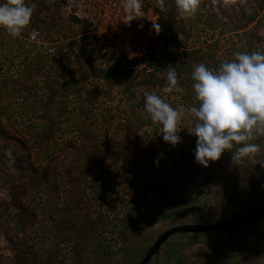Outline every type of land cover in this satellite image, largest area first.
I'll return each instance as SVG.
<instances>
[{"label": "rangeland", "instance_id": "1", "mask_svg": "<svg viewBox=\"0 0 264 264\" xmlns=\"http://www.w3.org/2000/svg\"><path fill=\"white\" fill-rule=\"evenodd\" d=\"M25 3L28 4L26 0ZM139 3L140 10L156 24L158 2L139 0ZM225 3L226 7L223 6ZM32 5L31 23L21 36L13 38L0 28V264H13L14 256L19 257L25 252L30 258L29 264H139L158 237L172 227L236 218L264 203V158H259L264 156V135L252 141L260 145V151L251 161L233 163L231 152H226L219 161L210 162L208 168L195 163L196 141L188 131L194 127L195 119L187 111L193 106L184 102L182 90L163 92L166 80L160 83V79L165 75L160 73L159 62L151 63L150 58L154 55L162 65L174 67V58L176 62L185 63L178 54L182 48L173 41L167 46L157 43L154 30L153 34L146 30L141 34L137 32L138 27L130 33L132 41L129 44H117L114 53L107 49L105 60L97 57L94 66L106 69L110 65L123 78L132 79L127 83L130 92L137 96V103L145 93H154L175 109L184 108L185 114L177 125L181 148L174 151L162 136H157L155 157L149 166L143 165V173L134 184L125 178L121 166H114L115 161L107 157L104 144L101 151L84 161L86 181L60 176L56 179L59 190H55V184L43 189L38 186V181L26 178L20 161L23 155L30 154L36 164L46 167L47 161L55 160L56 155L63 153L64 148L59 150V145H39L35 140L38 130L29 127L33 124L36 128L41 120L50 121L51 108L67 102L70 111L78 109L79 117L88 116L90 121L103 126L108 133L106 142L113 140L116 146L125 136L117 123L124 118V111L129 110L124 102L127 95H119L118 88L113 90L110 103L104 104L102 74H92L87 66L77 64L69 50L70 44L83 35L87 36L86 43L93 55L98 49L101 48V54L105 49L101 40L107 43L112 37L116 42L118 37L113 32L123 28L122 0H32ZM182 20L190 35L185 42L186 49H194L193 56L198 55L200 63L211 65V69L234 59L237 52L264 53V0H217L215 4L212 0H200L195 14ZM140 22L146 23L142 17ZM119 57H123L122 60L119 61ZM188 65L175 71L181 72L179 79L191 81L192 85V67ZM27 72L30 78L24 92L19 81ZM37 79L48 90L46 102L35 114L36 103L34 108L29 105L35 101V96L43 95L42 90L31 88V81ZM55 82L58 87L77 82L78 96L66 99L67 94L58 92L55 100ZM178 86L182 89L181 84ZM187 91L191 92L189 88ZM21 104L23 108H20ZM9 105H12L10 111L5 112ZM108 108L113 109L109 120L104 116ZM135 111H138L137 106ZM135 114L132 110L127 116L131 119ZM149 129L141 130L139 136L143 137ZM53 135L60 142L70 134L58 133L50 126L39 140L45 143ZM9 149L11 158L7 154ZM252 164L257 168L254 169ZM228 175L238 178L236 186L222 181ZM157 187L162 188L157 190ZM235 187L244 190L243 193H238ZM24 189L27 192L22 201L37 214L38 219L33 217L35 224L18 223V209L11 203L14 194ZM163 189H166L165 193ZM147 191L153 208L145 217L144 211L136 213L133 208L136 205L134 198ZM182 195L191 197L190 204L161 208L162 202L173 204ZM49 197L58 198L57 209L65 212L54 214L56 209ZM80 198L90 208L82 210L83 215L79 218L77 205ZM163 210L172 214L170 219H161ZM49 213L54 214L51 220ZM84 213L89 214H86L87 218ZM128 215H135V218L127 220ZM87 219L93 222V232L97 233L89 237L91 244L96 246L86 245L84 258L76 262L73 242L80 243L79 246L84 244L85 233L89 230ZM81 248L78 251L81 252ZM149 264H264V216L230 231L175 234Z\"/></svg>", "mask_w": 264, "mask_h": 264}, {"label": "trees", "instance_id": "2", "mask_svg": "<svg viewBox=\"0 0 264 264\" xmlns=\"http://www.w3.org/2000/svg\"><path fill=\"white\" fill-rule=\"evenodd\" d=\"M157 1V6L156 10L159 13V17L157 20V23L155 24L154 27V36L155 40L157 43L165 44V46L169 45V42L173 41L174 45H179L182 49L181 51L178 50V54H180V60L184 61L185 63H181V61H175L176 59H172L173 65L175 70L181 69L185 64H190L188 67H192L193 64H198L200 63L199 56H193L194 54V49H186V44L189 34L187 33L188 27L186 29L185 23L182 20V18H178L177 12H176V5H175V0H155ZM29 5H32V0H26ZM34 12V11H33ZM35 17V16H34ZM1 34V32H0ZM191 34V33H190ZM183 35V38L181 36ZM87 36L83 35L80 37L76 42H73L70 44L69 50L72 51V57L75 58V62L79 65H85L89 69V71L93 74L96 72H100L103 76L104 79V89L105 93L103 94L105 100L104 104L110 103V96L113 95V90L118 88V91L120 92L119 95H127L125 98V103L127 104V108L129 109L126 112L124 118L120 119V122L117 123L118 129L122 132L125 133V136L122 141L117 143V146L113 143L114 141H108L106 142L105 140V135H107V130L103 127L100 126L97 122L90 121L89 117L86 116L84 117H79V111L78 109H75L74 111H70V106L67 102H64L62 105H59L55 107L54 109L51 108L50 110V115L48 116L50 118V121L47 120H41L40 124L35 128V126L32 124L29 127L34 128L36 132V137L35 140L39 145L44 144V146H49V147H54L56 145L58 149L62 150V154H58L55 156V160L52 161H47V164L45 165L46 167H42L40 164H36L30 154H25L23 157L20 158V161L22 162V167L25 171L26 178H29L31 181H38V186L43 189H47L50 186L55 184V187L53 189L59 190V185L56 183L57 177L60 176H69L71 178H77L78 179H83V181H86L87 175L85 173V162L88 157L91 155H94L96 152L101 151L102 145H106V152H107V157L115 161L114 166L118 167L119 165L123 169V173L125 178L129 181L130 184H134L135 182L139 181L140 175L143 173V165H150V160H153L155 157V138L157 136H162L160 133V126L158 124H153L150 116L144 111V95L141 96L139 99V102L137 103L136 97L134 93L130 92V84L127 83L132 80L130 78H127L120 74V72H117L112 69V66L109 65L106 69H97L94 66V60L97 57H101L102 59L105 60V52H102L101 54V48L98 49L96 52V55H93L89 51V48L86 43ZM67 55L66 53H64ZM123 57H119L118 60H122ZM151 63L154 61H158L159 65V70L160 73L165 75L163 79H160V83H164L166 80V74H167V68L173 67V66H166L165 64L162 65L161 61L159 58L155 57L152 55L151 57ZM172 58V57H171ZM117 59H114V61H118ZM187 61L189 63H187ZM115 62V63H116ZM114 64V62H113ZM112 64V65H113ZM162 65V66H161ZM208 65V64H207ZM211 68L212 66L209 65L207 66ZM31 67H29V70ZM30 72V71H29ZM180 71L177 73V83L178 85L181 84L182 87V92H183V99L186 104L189 106H197L195 104L194 100V91L191 87V81L188 82V80H182L179 79L180 76ZM30 78V73H25L22 76V80L19 81L21 85V91H26L25 85L28 79ZM87 78H84L83 80H86ZM31 81V80H29ZM76 81V80H75ZM164 81V82H163ZM31 88H37V90H42L43 95L40 96L38 95L37 97L35 96L36 99L33 101L31 105H29L30 108H34V103H36L35 109V114L39 112V108L41 104L45 103L46 101V92H47V87L46 85L43 84L41 85L40 79L37 80H32L31 81ZM158 82V81H157ZM76 84L77 82L73 84H65L63 86L58 87V83H54V88H55V93H56V98L55 100L58 99V94H67L66 99H70L73 96H78L76 94ZM187 88L191 92L188 93ZM59 92V93H58ZM63 97H61V100ZM143 99V100H141ZM37 100L38 104H37ZM60 100V99H59ZM60 100V101H61ZM93 104V103H92ZM77 105V104H76ZM86 103L82 106H85ZM12 105L7 106L5 108V112H9L11 109ZM137 106L138 111H135ZM191 107V106H190ZM20 108H23L22 104L20 105ZM22 110V109H21ZM133 113H136L131 119L130 117L127 116V113L132 111ZM107 113L104 114L106 116L105 118L109 120L110 116L112 115L113 109H106ZM41 115H39V118ZM30 120V118H28ZM105 119V120H106ZM52 126V128L59 133V131H62L64 133H69V138L65 137V139H61L60 142H57L54 137L55 135L51 136L49 139L45 141V143H42L40 139V136H42L43 133H47L49 127ZM144 133V136L141 137L139 136V133L143 129H148ZM33 129V130H34ZM39 130L42 131L39 132ZM194 140L196 141V137L193 135ZM52 138V139H51ZM23 145V143H22ZM115 145V146H113ZM25 148V144L23 145ZM174 151L179 150L181 147L177 144L176 146H173ZM234 151V150H233ZM226 153V152H225ZM225 153L221 156L222 158L224 157ZM228 153V152H227ZM184 154V153H183ZM226 157V156H225ZM259 158H264V156L260 155ZM81 163V165H78V163ZM138 162L140 164H138ZM258 164H260V161H258ZM253 165V164H252ZM251 165V166H252ZM119 166V167H120ZM253 168H257L256 165H253ZM214 167H212L210 170L212 171ZM236 176L234 175H228L226 177L222 178L223 182H226L228 184H233L236 186ZM162 187H157L156 189L160 190ZM237 192L243 193L244 190H239L238 187H235ZM166 189H163V192L165 193ZM26 189L22 191H18L17 193L14 194V198L12 200V204H15V207L18 209L19 212V218H18V223L23 222L26 223L30 222V224H35V219H38L37 214L35 212L31 211L29 207L22 201L26 197ZM190 197V196H189ZM77 205L78 209L77 210V216L80 218L82 214V210L90 208V205L85 203L84 197L83 200H81ZM51 204L54 209V214L57 215L64 213L65 211L59 210V204L60 201L58 198H53L50 199ZM134 201L136 202V205H134L133 210L136 211V213L143 212L146 214L145 217H148V214L152 212L153 206L150 203L149 200V192H144L140 194L138 197L134 198ZM190 204V203H189ZM88 205V206H87ZM162 207L169 208L173 207V204H170L169 202H162ZM75 206V205H74ZM59 210V211H58ZM168 211L163 210L161 212V219L166 220L171 218V213H167ZM135 213V214H136ZM54 214L52 216H54ZM88 213H84V217L87 218ZM52 216L49 213L48 218L50 220L52 219ZM135 218V215H128L127 220H131ZM31 219L32 221H28ZM89 224L86 225V228L89 227L88 232L86 231V240L83 242L84 244L82 246H79L80 243L77 245L74 243V254L76 262L84 258L85 250H86V245L90 244V246H96L92 245L89 237L96 235L97 233L93 232V222L90 219H87ZM95 224V223H94ZM28 230H30L29 226H26ZM92 231V232H91ZM89 239V240H88ZM28 245V244H27ZM83 247L82 251H78L79 247ZM30 246L28 245V248ZM85 247V248H84ZM28 253H22L19 255V257L13 258V264H29L30 263V258H28Z\"/></svg>", "mask_w": 264, "mask_h": 264}, {"label": "clouds", "instance_id": "3", "mask_svg": "<svg viewBox=\"0 0 264 264\" xmlns=\"http://www.w3.org/2000/svg\"><path fill=\"white\" fill-rule=\"evenodd\" d=\"M215 4L217 0H212ZM200 0H175L178 18L192 16ZM125 19L138 15L139 0H122ZM223 6H227L225 3ZM34 5L25 0H0V28L13 38L21 36L31 23ZM192 89L197 106L187 109L195 123L191 135L196 137L195 163L208 168L231 152L233 163L253 160L260 145L252 141L264 135V53L237 52L234 59L211 69L204 63L192 65ZM174 67L167 68L164 93L179 92ZM144 111L153 124L160 126L165 143L176 146L180 142L177 125L185 114L165 102L159 95L145 93ZM234 149V151H232ZM11 158V150H8Z\"/></svg>", "mask_w": 264, "mask_h": 264}, {"label": "water", "instance_id": "4", "mask_svg": "<svg viewBox=\"0 0 264 264\" xmlns=\"http://www.w3.org/2000/svg\"><path fill=\"white\" fill-rule=\"evenodd\" d=\"M264 216V203L259 207L233 219L222 220L207 224H186L170 228L163 232L155 243L148 249L147 254L139 264H149L157 256L163 244L175 234H205L217 231L233 230L251 223Z\"/></svg>", "mask_w": 264, "mask_h": 264}, {"label": "built area", "instance_id": "5", "mask_svg": "<svg viewBox=\"0 0 264 264\" xmlns=\"http://www.w3.org/2000/svg\"><path fill=\"white\" fill-rule=\"evenodd\" d=\"M140 9L141 7L139 8V11H138L140 16L137 15L135 19H133L131 22L124 18L125 13L122 15V21H123L122 27L123 28L120 31L117 30L113 32L114 35L118 37V40L115 42L112 40V37L110 38V41H108L107 43L101 40V45L105 46V49L103 50V52H105L108 49L109 52L114 53L115 52L114 46H116L117 44H129L132 41L130 33L135 32L137 27H138L137 29L138 33L140 32L141 34L142 33L144 34L146 30L148 34H153L155 23L152 22L150 18H148V16L144 12H142V10ZM141 17L143 18L144 21H146V23L140 22ZM137 23L140 25H137ZM143 25H144V28H142Z\"/></svg>", "mask_w": 264, "mask_h": 264}, {"label": "flooded vegetation", "instance_id": "6", "mask_svg": "<svg viewBox=\"0 0 264 264\" xmlns=\"http://www.w3.org/2000/svg\"><path fill=\"white\" fill-rule=\"evenodd\" d=\"M192 201L191 197H189L188 195H182L180 197H178L176 200H174L173 205L174 206H179L180 204H189ZM162 209H164L163 207H161ZM233 219V218H232ZM260 219V218H259ZM258 220V219H257ZM256 221V220H255ZM254 222V221H253ZM252 223V222H251ZM249 224V223H248ZM247 225V224H245ZM243 225V226H245ZM242 226V227H243ZM226 231H230V230H226ZM181 234V233H180Z\"/></svg>", "mask_w": 264, "mask_h": 264}]
</instances>
